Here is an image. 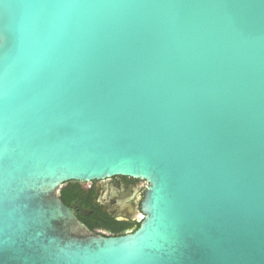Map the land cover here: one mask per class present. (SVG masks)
<instances>
[{
  "label": "water",
  "instance_id": "water-1",
  "mask_svg": "<svg viewBox=\"0 0 264 264\" xmlns=\"http://www.w3.org/2000/svg\"><path fill=\"white\" fill-rule=\"evenodd\" d=\"M119 175L106 236L62 187ZM0 264H264V0H0Z\"/></svg>",
  "mask_w": 264,
  "mask_h": 264
},
{
  "label": "flooded vegetation",
  "instance_id": "flooded-vegetation-1",
  "mask_svg": "<svg viewBox=\"0 0 264 264\" xmlns=\"http://www.w3.org/2000/svg\"><path fill=\"white\" fill-rule=\"evenodd\" d=\"M147 191L148 182L119 175L68 181L62 187V197L93 231L123 236L135 232L143 221L142 204Z\"/></svg>",
  "mask_w": 264,
  "mask_h": 264
}]
</instances>
